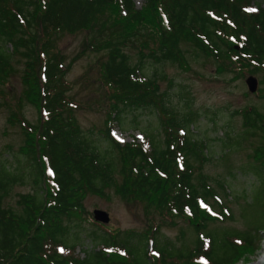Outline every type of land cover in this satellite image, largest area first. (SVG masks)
Here are the masks:
<instances>
[{"label": "trees", "instance_id": "16d2710c", "mask_svg": "<svg viewBox=\"0 0 264 264\" xmlns=\"http://www.w3.org/2000/svg\"><path fill=\"white\" fill-rule=\"evenodd\" d=\"M252 2L144 0L137 8L134 0H0V86L14 72L12 53L19 54L23 69L17 105L38 111L35 123L20 107L8 116L10 124L19 125L23 144L19 158L0 160V264H235L243 253L253 252L264 226L204 234L208 224L230 215L208 204L214 190L203 177L195 182L198 166L207 160L205 145L184 127L196 122L197 113L177 111L160 90L157 74L140 73L145 57L187 70L182 43L213 59L218 72L228 64L239 73H264V8L252 11ZM82 30L89 34L91 51L107 54L99 73L109 102L97 134L83 131L77 121L74 111L82 105L67 94L68 67L55 44L58 35ZM131 46H140L135 63L125 51ZM262 82L257 93L264 98ZM146 109L157 114L163 147L147 135L140 143L118 142L114 127L139 128L137 114ZM241 113L245 126L264 139V115L255 107ZM252 158L264 165V144ZM254 166L250 171L259 184L264 169ZM16 184L32 190L18 194L17 208L6 206ZM107 188L127 202L142 203L146 213H157L170 225L177 219L188 222L197 233L194 246L175 255L172 241L159 240L153 255L147 246L161 235L158 226L139 233L99 232L103 225L83 216V202L88 194L107 197ZM84 243L110 245L111 251L91 249L82 258L75 256L74 247ZM60 247L70 252L63 256Z\"/></svg>", "mask_w": 264, "mask_h": 264}, {"label": "rangeland", "instance_id": "374dc122", "mask_svg": "<svg viewBox=\"0 0 264 264\" xmlns=\"http://www.w3.org/2000/svg\"><path fill=\"white\" fill-rule=\"evenodd\" d=\"M143 2L144 0H134L137 8ZM252 3L255 8L256 6L264 8V0H253ZM88 37V32L84 30L72 34L63 33L58 35L55 44L59 53L65 55L64 65L68 67L65 79L70 82L71 88L67 94L82 105L74 111L77 121L83 131L93 129L94 134H97V130L103 128L109 102L99 73V65L105 61L107 54L104 51H91L88 48ZM181 47L189 61L187 70L169 61L154 63L152 59L145 57L140 73L145 77L157 74L160 90L168 93V99L177 111L184 112L189 109L197 113L196 122L184 127L193 138L202 140L205 145L204 153L207 160L198 166L195 182L203 177L214 190V196L207 200L208 204H211L215 211L225 209L230 215L224 221L208 224L203 232L206 235L225 230L243 231L264 226V173L262 181L258 184L250 171L254 165L264 169V165L252 158L254 149L264 144V139L257 130L245 126L241 113L247 107H255L264 115V98L260 97L257 91L252 93L248 91L245 78L250 73H239L228 64L218 72L213 59L206 57L188 43H182ZM5 49L9 53L12 51L10 44H7ZM139 50L140 46L125 49L132 63L140 58ZM142 51L147 52L144 49ZM10 62L14 72L9 75L7 82L0 86V160L3 162L10 157L14 160L19 158L18 149L23 144V134L19 125L8 122L10 111H17L20 107L17 101L22 92L20 76L23 58L13 52ZM251 74L258 79L259 89L263 85L259 82L261 80L264 82V73L257 71ZM21 107L19 111L23 112L29 121L35 123L38 117L37 109L30 104H23ZM131 117L132 115L128 116L129 121ZM136 119L139 128L122 131L116 126L113 129V136L122 144L131 138L133 141L135 135H138V138L147 135L155 145L163 147L164 135L157 114L146 109L139 111ZM226 134L229 138H226ZM229 142L232 143L228 145ZM100 145L103 146V143ZM12 166L10 164L9 169H12ZM241 168L245 169L244 173L240 172ZM31 190L29 184L14 185L10 196L5 199V205L17 208L15 201L18 194ZM105 191L107 197L88 194L83 202L85 208L83 216L87 220L93 219L94 209L108 212L109 222L101 223L103 227H97L99 232L109 231L113 234L114 230L119 229L139 233L158 226L161 235H156L155 244L151 248V244L147 246L153 255H156L155 249L159 240L172 241L176 247L175 249L173 246L172 250L175 255L194 246L197 233L188 222L177 219L174 225H170L157 213H146L142 203L127 202L116 195L112 188ZM85 224L88 228L95 229L88 221ZM259 234L261 240L253 252L243 253L235 264L253 262L264 253V230L262 229Z\"/></svg>", "mask_w": 264, "mask_h": 264}, {"label": "water", "instance_id": "95a60500", "mask_svg": "<svg viewBox=\"0 0 264 264\" xmlns=\"http://www.w3.org/2000/svg\"><path fill=\"white\" fill-rule=\"evenodd\" d=\"M235 48L238 49L239 47L235 46ZM245 84L247 86L248 91L251 93L256 92L258 89V79L252 74L247 75V77L245 78ZM92 216L96 222L103 223V224H107L110 219L108 212L102 209H94ZM256 262L258 264H264V258L257 260ZM256 262H250L246 264H256Z\"/></svg>", "mask_w": 264, "mask_h": 264}, {"label": "built area", "instance_id": "2783aa9c", "mask_svg": "<svg viewBox=\"0 0 264 264\" xmlns=\"http://www.w3.org/2000/svg\"><path fill=\"white\" fill-rule=\"evenodd\" d=\"M263 241H264V239H263ZM263 245H264V243H263ZM91 249H97V248L94 245L86 243V244H83L82 246H79L76 248V254H79L80 257H83L84 256V250H91ZM262 258H264V253L260 257H258L257 260H260Z\"/></svg>", "mask_w": 264, "mask_h": 264}, {"label": "bare ground", "instance_id": "6f19581e", "mask_svg": "<svg viewBox=\"0 0 264 264\" xmlns=\"http://www.w3.org/2000/svg\"><path fill=\"white\" fill-rule=\"evenodd\" d=\"M256 264H258V263L256 262Z\"/></svg>", "mask_w": 264, "mask_h": 264}]
</instances>
